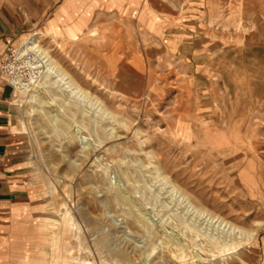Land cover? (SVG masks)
Returning a JSON list of instances; mask_svg holds the SVG:
<instances>
[{"label": "rangeland", "instance_id": "1", "mask_svg": "<svg viewBox=\"0 0 264 264\" xmlns=\"http://www.w3.org/2000/svg\"><path fill=\"white\" fill-rule=\"evenodd\" d=\"M64 1L0 0V27L12 33L0 44V86L9 87L18 145L6 174L17 195L0 205V264H264V15L251 23L246 0H156L159 9L152 0H83L85 8L94 3L90 25L81 28L84 15L65 34ZM78 1L62 12L71 17ZM172 2L185 5L177 21L167 13L181 12ZM208 31L226 38L212 42ZM195 35L198 47L221 42L230 54L253 42L248 59L263 85L251 104L204 80L217 81L223 53L191 56ZM31 36L115 119H90L88 104L80 112L56 88L49 117L26 114L30 105L17 102L23 90L1 66ZM166 180L244 229L245 243L219 259L203 252L205 237L192 241L188 223L226 234L187 210ZM169 233L189 245L184 259L174 256Z\"/></svg>", "mask_w": 264, "mask_h": 264}, {"label": "bare ground", "instance_id": "2", "mask_svg": "<svg viewBox=\"0 0 264 264\" xmlns=\"http://www.w3.org/2000/svg\"><path fill=\"white\" fill-rule=\"evenodd\" d=\"M152 1H153L155 8H157L159 5H157L158 3L156 2V0H152ZM246 1H247V7L246 8H247V11H249L248 15L250 16V19H251L250 22L253 23L254 18L256 19V23L258 22L257 20H260V22H261V16L264 15V0H246ZM172 3L174 4L173 5L174 9H176L178 12H180V11L181 12L179 15L178 14L175 15L170 11L167 13L171 16V18L173 20L177 21L176 17L181 15V13L184 11L185 5L183 2L176 3V4L174 2H172ZM158 9H159V7H158ZM113 14H115V12ZM213 16H215V13ZM206 22H207V20H206ZM211 22H213V21L211 20ZM219 25L215 28H219ZM214 26H216V25H214ZM211 27H213V26H211ZM210 32L209 31L206 32V35L210 38H213V37L216 38V36H217L218 41L221 37H225V34H223L221 32H219V33H216V32L210 33ZM33 36H31L29 38V42H27L24 45V48L21 49V51L19 53L23 57H27V60H28L27 65L29 66V68H28V70H29V78H28L29 83H25L23 81H20V79L16 81L17 84L19 85V86L17 85V87H19L20 90H23V92H22L23 95L20 94V97L17 100L18 105H20V106H22L24 104L30 105V108L26 109V111H25L26 114L32 115L35 112H37V113H43V115L45 117H49L50 113L46 112L45 107H49V106L53 105V103H55L57 96H55V93H53L51 91V89L53 90V88H56L60 92V95L63 98H65L64 102H66V100L68 99V102L73 104V106L79 107L78 110L80 112L82 109H81V105L79 106V104H81V103L88 104L91 108V111L90 110H87V111L83 110L82 112L89 114L90 119L93 118V113L101 114L104 118H106L108 120L109 119H115V115L104 105V103L100 99H98L96 97H92L93 95L91 96V94L89 93L91 91H87L86 88H84L79 82H77L74 79V77L69 72H67V69L65 70V68H63L60 65V63H58V61L55 60V58L50 53V51L41 46L40 41L38 39H33L34 38ZM32 39H33V41H32ZM218 44L219 45H216L215 47L216 48H219V47L222 48L221 42H219ZM147 51H149V49ZM116 65L121 66V69H123L126 64H125L124 60H117ZM127 67L128 66L125 67L124 71H126ZM131 71H132V69L130 71L126 72L128 74V76L126 75L124 77V79L128 80L131 77L129 75V73ZM173 86H175V85H173ZM32 90H33V92H31ZM47 94L50 95L49 99L47 98ZM61 96H59V97H61ZM61 98H59V99H61ZM36 105H38V107L40 109L38 107H36ZM53 106H55V105H53ZM57 115H58V112L56 114L52 115V117L54 118ZM113 131H114V129H113ZM227 146L231 147L230 145H227ZM232 147L234 148L235 146L233 145ZM228 153L232 154L233 151H232V153H231V151H227V154ZM165 182H168V184L171 185V191L181 201V203L185 205L187 210L191 211L197 217L206 221L207 224H212L213 226L217 227V230L221 231L222 234H226V236L224 235L225 237L222 235L215 237L212 234L207 233V231H202L199 227L195 226L194 224L192 226L191 224L188 223L186 225V228L194 234V236L191 238L192 241H194L195 238L205 237V240H203L201 242V245H199L200 243L198 244L200 246V249L203 252L210 253V255L215 257V259H219L221 256H225V254L227 252H230L232 250L235 251L245 243V239H247L249 237V234H247L244 229L237 227L236 225H233L232 223L226 221L225 219H223L217 215H214L213 213H211L209 210L203 208L202 206H199L198 204H196L195 202L192 201V199L189 197V195L187 193L182 191L178 186H176L172 182H170L168 180H166ZM165 184H167V183H165ZM70 220H67V223L66 222H64V223H66V225H67L69 223L68 221H70ZM73 221H74V219H73ZM70 222H72V221H70ZM74 223H75V221H74ZM203 223H205V222H203ZM68 226H69V224H68ZM72 228L74 229V227H72ZM217 235H219V234H217ZM169 237H170V242H172V244L176 245V252L174 253V256H176L177 258H183L184 259V257L186 256L185 255V247L187 248V247H189V245L182 243L180 238L173 235L172 233H169ZM201 250H198V251H201ZM237 253H238V251H237ZM195 254H196V256L199 257V259L201 257H203L198 252ZM230 255H232V254H230Z\"/></svg>", "mask_w": 264, "mask_h": 264}, {"label": "crops", "instance_id": "3", "mask_svg": "<svg viewBox=\"0 0 264 264\" xmlns=\"http://www.w3.org/2000/svg\"><path fill=\"white\" fill-rule=\"evenodd\" d=\"M69 1L70 0L64 1V3L61 5L59 10V16L62 17L61 20L63 21L62 22L63 26H61L63 32L67 34L66 32L69 26L72 27L77 25L79 21H81L82 18H84L83 16L87 15L86 16L87 18H85L86 22L83 25H81L82 26L81 28L86 32L88 26L90 25L91 12L94 7V3L91 4L89 7L85 8V4L87 1L82 0L76 3L74 2L72 6H70L71 17H68L66 14L62 12V9L69 4ZM88 2L91 3V0ZM6 32H7V28L2 29L0 27V44H2L1 42L3 41H7L8 37L12 35L11 32H9V34H7ZM200 41L202 40L198 39V35L190 37L189 42L193 45V48L191 50L192 55L187 54L185 58L191 55L193 57H200L199 58L200 60L201 57L205 56V52L209 51L211 53H216L215 51L220 50V53L218 55L220 57V54L223 53V55H221L223 59H218L217 81L216 80L211 81L208 78H204V80L205 81L207 80L206 82H209L212 85L224 84L225 89H227L228 91V94L235 96L238 102H242V99H244L242 96H246L247 97L246 101L248 103L250 102L252 103L250 99L252 97V93L254 94V89H257L256 87L259 85V83L260 86L263 85L262 84L263 82H258L259 76L257 72H254L253 60L248 59V56L250 57L251 54L253 53V42L244 45L243 48L239 50L236 49L234 53L232 52L230 54L229 52H226V48H220V47L216 48L214 43H210V45L206 47L203 45L202 47H198V45L201 43ZM210 41L213 42L214 41L213 38H210ZM226 57L228 58L227 60H225ZM192 61L197 62L198 60L194 58V60ZM192 61L189 62L192 63ZM188 64L189 63H187L186 65L188 66ZM193 66H192V71H190V73L192 74L191 77H198L199 75L194 72ZM198 66L199 65H197L196 67ZM9 96H10L9 87L0 86V205L15 200L13 199V196L17 195L16 192L17 190L12 188V182H10V180L8 179L10 177L6 175L7 171H9V168H7V166H9L8 164L16 159L15 156H11L10 153L11 151L14 152L18 149L17 147L18 145H12L11 143L13 142L12 140H10L12 139L11 138L12 136L10 135L9 132L10 106L7 104L6 101L7 98H9Z\"/></svg>", "mask_w": 264, "mask_h": 264}, {"label": "built area", "instance_id": "4", "mask_svg": "<svg viewBox=\"0 0 264 264\" xmlns=\"http://www.w3.org/2000/svg\"><path fill=\"white\" fill-rule=\"evenodd\" d=\"M15 50L13 51L10 55L9 58H7L4 61V64H2L1 68L3 72L6 74V76L9 78L11 81L12 86L16 87L17 80L20 79V81H23L25 83H29V70L27 67H24L26 65L28 60H25L26 63L24 65L22 62L24 61L23 58L27 59V57H21V55ZM22 61V62H20ZM19 86V85H18Z\"/></svg>", "mask_w": 264, "mask_h": 264}]
</instances>
